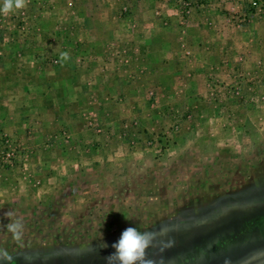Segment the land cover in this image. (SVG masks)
<instances>
[{"label":"rangeland","instance_id":"1","mask_svg":"<svg viewBox=\"0 0 264 264\" xmlns=\"http://www.w3.org/2000/svg\"><path fill=\"white\" fill-rule=\"evenodd\" d=\"M128 227L155 264H264V0L0 14V250L107 264Z\"/></svg>","mask_w":264,"mask_h":264},{"label":"clouds","instance_id":"2","mask_svg":"<svg viewBox=\"0 0 264 264\" xmlns=\"http://www.w3.org/2000/svg\"><path fill=\"white\" fill-rule=\"evenodd\" d=\"M30 0H0V14L9 15L14 12L25 9ZM70 59L68 52H61L57 63L62 66ZM11 217L13 214L8 212L6 214ZM9 231H11L16 239H19L23 231V223L21 220L16 219L7 225ZM163 232V230H162ZM157 233L150 231H140L135 227H128L122 233L117 242L112 247L115 251L106 257L107 264H155V261L148 258L147 250L154 246V240H156ZM102 239V235H101ZM170 246V244L168 245ZM100 248H107L106 243H101ZM163 247L161 252H163ZM27 259H31L28 257ZM12 257L4 250H0V261L10 264ZM160 264H163V258H161ZM228 264V261H225Z\"/></svg>","mask_w":264,"mask_h":264},{"label":"crops","instance_id":"3","mask_svg":"<svg viewBox=\"0 0 264 264\" xmlns=\"http://www.w3.org/2000/svg\"><path fill=\"white\" fill-rule=\"evenodd\" d=\"M2 120H3V117L1 116ZM44 123H41L40 126L43 127Z\"/></svg>","mask_w":264,"mask_h":264},{"label":"built area","instance_id":"4","mask_svg":"<svg viewBox=\"0 0 264 264\" xmlns=\"http://www.w3.org/2000/svg\"><path fill=\"white\" fill-rule=\"evenodd\" d=\"M11 154H9V156H10Z\"/></svg>","mask_w":264,"mask_h":264}]
</instances>
